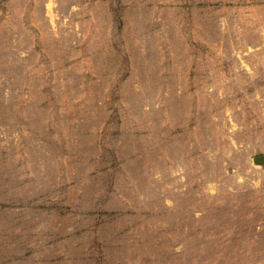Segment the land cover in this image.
<instances>
[{
    "label": "rangeland",
    "instance_id": "rangeland-1",
    "mask_svg": "<svg viewBox=\"0 0 264 264\" xmlns=\"http://www.w3.org/2000/svg\"><path fill=\"white\" fill-rule=\"evenodd\" d=\"M264 0H0V264H264Z\"/></svg>",
    "mask_w": 264,
    "mask_h": 264
},
{
    "label": "water",
    "instance_id": "water-1",
    "mask_svg": "<svg viewBox=\"0 0 264 264\" xmlns=\"http://www.w3.org/2000/svg\"><path fill=\"white\" fill-rule=\"evenodd\" d=\"M255 161H257V162H263L264 161V157H259Z\"/></svg>",
    "mask_w": 264,
    "mask_h": 264
}]
</instances>
